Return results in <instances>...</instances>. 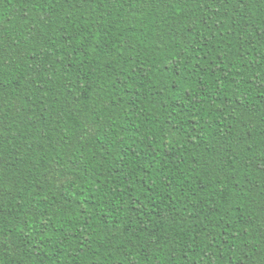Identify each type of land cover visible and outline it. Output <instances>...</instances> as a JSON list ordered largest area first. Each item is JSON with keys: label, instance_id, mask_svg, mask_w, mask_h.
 I'll list each match as a JSON object with an SVG mask.
<instances>
[{"label": "trees", "instance_id": "16d2710c", "mask_svg": "<svg viewBox=\"0 0 264 264\" xmlns=\"http://www.w3.org/2000/svg\"><path fill=\"white\" fill-rule=\"evenodd\" d=\"M0 264H264V0H0Z\"/></svg>", "mask_w": 264, "mask_h": 264}]
</instances>
